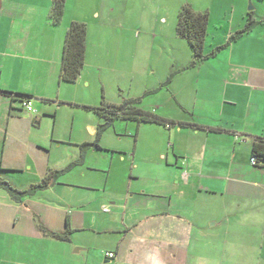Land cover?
I'll list each match as a JSON object with an SVG mask.
<instances>
[{"label": "crops", "instance_id": "0c3cea01", "mask_svg": "<svg viewBox=\"0 0 264 264\" xmlns=\"http://www.w3.org/2000/svg\"><path fill=\"white\" fill-rule=\"evenodd\" d=\"M67 1L59 25L52 26L49 12L53 0H0V56L11 60L6 83L0 81V92L30 96L34 109L36 101L45 103L46 109H40L44 117L51 116L52 100L58 105L99 106L88 100H58L65 34L71 23H82L67 18ZM249 1L209 0L201 10L191 8L208 14L205 54L225 46L248 19L255 25L216 51L214 57L200 62L195 72L181 71L184 63L176 61L180 71L168 86L160 83L155 91L163 92L164 99L162 104L155 102L150 112L176 123L192 121L197 127L122 120L127 126H114L115 132L123 129L132 141L123 145L124 136H118L122 147L118 149L130 155L129 168L119 195L110 198L114 212L102 210L104 228L87 227L86 221L93 218L83 219L84 227L73 223L72 214L63 220L60 209L36 196L15 204L0 189V264H264V167L251 165L253 143L264 140V0H251L253 9L247 10ZM36 62L40 64L29 66ZM84 70L85 62L77 82L83 81ZM84 81L89 87V81ZM0 97L10 100L9 106L2 102L0 110L9 116L18 111L13 104L19 102H11L15 96L0 93ZM41 120L34 118L37 125ZM101 122L98 117L70 131L69 142L77 151L67 156L66 162L79 158L78 146L95 142ZM53 140L57 144L65 140L57 137L55 127L50 134ZM99 147L101 150H89L85 158L93 151L114 155L102 149L112 147ZM121 155L125 163V155ZM65 165L48 162L44 171H39L34 163L30 172L41 181L48 170H63L59 168ZM82 165L84 162L73 169ZM4 168L0 176L5 180L9 169L19 170L11 164ZM41 227L54 233L69 230L71 235L68 241H57ZM80 232L87 233L93 245L109 248L115 258L106 259L107 251H91L76 242ZM161 245H170L175 252L166 254ZM18 258L21 261H16Z\"/></svg>", "mask_w": 264, "mask_h": 264}, {"label": "rangeland", "instance_id": "374dc122", "mask_svg": "<svg viewBox=\"0 0 264 264\" xmlns=\"http://www.w3.org/2000/svg\"><path fill=\"white\" fill-rule=\"evenodd\" d=\"M67 2V18L76 19L84 23L87 28L86 71H83V81L59 85L58 100H74L78 103L88 100L92 105L100 106L104 100L117 104L125 100L141 98L137 108L148 112L155 102L162 104L164 93L155 91L160 87V83L163 86L168 76L179 69L176 61L182 60L185 67L193 59L187 42L176 32L179 10L186 4L193 10H201L210 3L209 0H68ZM250 6L253 7L251 0L247 2L246 9L249 10ZM9 61L11 60L0 56L2 85L6 83ZM38 64L40 62L29 66L34 68ZM188 70L195 72L197 69ZM84 79L89 81V87L85 86ZM2 98L0 97V109L3 107L2 102L7 106L10 103L6 97ZM51 102L54 103L49 104L50 117H44L40 111L42 108L46 109V105H43L45 103L37 101L34 103L38 112L36 116L23 109L20 111L19 103L13 104L18 111H13L11 116L7 111L0 110V169L6 170L4 167L7 164L18 167L19 170L9 169L10 172L4 173V177L14 187L17 185L19 188H28L40 182L39 178L35 179L30 172L34 163L38 165L39 171H44L48 162L54 166L66 164L59 169L66 168L69 165L66 157L77 151V147L69 142L70 131L83 128L84 124L98 118L93 112L81 108V104L74 107L65 102L57 101L61 103L60 105L55 103V100ZM35 117L42 118L41 124L37 125L34 122ZM127 124L116 121L105 131L103 141L99 143L112 147L102 149H109L114 155L97 151L93 153V151L85 158L83 167L66 172L52 190H44L32 197L36 196L37 200L49 202L52 207L60 209L59 216L62 213L63 220L72 214L73 223L84 227L83 219L93 218L90 222L86 221L87 227L104 228L106 223L102 210L113 211L110 198L119 195V185L121 186L124 174L129 168L127 161L130 160V155H125V149L124 152L118 149V147L122 148L118 145L117 141L120 139L118 136H124L123 145L124 142L132 141L123 129L118 128V132H115L114 126L124 128ZM128 126L131 128L132 124ZM54 127L57 137L60 139L65 137L61 144H57L55 140L50 141ZM6 133L13 138V141L10 137L5 139ZM39 139L42 144H38ZM121 154L125 155V163H122ZM81 170L86 172L83 176L80 175ZM108 171H110L109 179ZM120 215L118 214L116 218ZM89 237L87 233L80 232L74 239L78 243L85 244L91 251L97 249L109 252V248L93 245ZM160 248L166 254L175 252L170 245H161ZM86 257L83 256V259ZM16 261H21V258Z\"/></svg>", "mask_w": 264, "mask_h": 264}, {"label": "trees", "instance_id": "16d2710c", "mask_svg": "<svg viewBox=\"0 0 264 264\" xmlns=\"http://www.w3.org/2000/svg\"><path fill=\"white\" fill-rule=\"evenodd\" d=\"M64 6L65 0H53L52 8L49 12V19L52 26L59 25L63 16ZM250 15L251 13H248L249 17ZM207 24L208 14L206 12L196 13L187 4L182 6L179 10L176 32L180 38L187 42L193 57L192 61L187 66L183 67L181 71L194 68L207 58L214 57L216 51L224 49L229 43L235 41L243 34L248 33L255 25V22L251 19H248L242 30L233 34L228 39V43L225 46L217 48L209 54H205L204 42L207 36ZM86 36L87 28L84 23L73 22L68 27L62 48L61 66L59 72L60 83L74 84L78 80L85 62ZM178 71L180 70H176L168 76L167 80L163 84V87H166L170 84L171 79ZM0 93L10 96L13 95L17 98L16 100L11 98V102L18 101L19 103L23 104L24 102L31 100L30 96L23 94H10L8 92ZM140 101L141 99H130L125 100L120 105H110L103 101L101 105L96 108L81 106V108L93 112L102 120L101 124L97 125L95 142L92 144H83L78 146L79 158L76 161L70 163L63 170H48L44 178L37 184H32L25 189H17L0 176V189L7 192L13 203L22 204L25 198L32 197L39 192L57 185L61 176L74 167L83 164L85 155L89 150H101L98 145L101 135L108 128H110L114 122L119 120L133 121L141 124H156L163 127L170 125H177L179 127H197L192 121L189 123H176L163 119L152 112L138 109L137 105ZM23 110L26 111L24 108ZM252 158L255 160L254 166L264 167V140L259 139L253 143L251 159ZM1 172L4 171L0 170V173ZM41 229L52 239L61 242L68 241L69 236L71 235V231L69 230L65 231L64 233H54L46 231V229L43 227H41Z\"/></svg>", "mask_w": 264, "mask_h": 264}, {"label": "built area", "instance_id": "2783aa9c", "mask_svg": "<svg viewBox=\"0 0 264 264\" xmlns=\"http://www.w3.org/2000/svg\"><path fill=\"white\" fill-rule=\"evenodd\" d=\"M22 107H23V108L26 110V112H28V113H32V114H35V113H36V110L34 109V107H33V103H32L31 100H28V101L24 102V103L22 104ZM251 165H253V166L255 165V160H254L253 158L251 159ZM104 256H105L106 259H109V260L115 258V254L112 253V252H106V253H104Z\"/></svg>", "mask_w": 264, "mask_h": 264}, {"label": "water", "instance_id": "95a60500", "mask_svg": "<svg viewBox=\"0 0 264 264\" xmlns=\"http://www.w3.org/2000/svg\"><path fill=\"white\" fill-rule=\"evenodd\" d=\"M253 8L250 7V10H252Z\"/></svg>", "mask_w": 264, "mask_h": 264}]
</instances>
